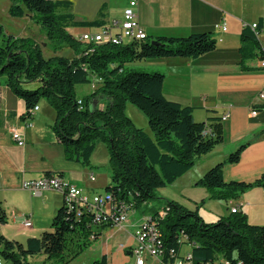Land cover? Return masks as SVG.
Listing matches in <instances>:
<instances>
[{
  "label": "trees",
  "instance_id": "obj_1",
  "mask_svg": "<svg viewBox=\"0 0 264 264\" xmlns=\"http://www.w3.org/2000/svg\"><path fill=\"white\" fill-rule=\"evenodd\" d=\"M8 1L11 17H29L45 29L55 49L67 45L74 57L45 58L35 40L7 35L0 24V81L5 80L10 91L24 102L23 121L33 119L34 109L39 110L42 101L54 110L55 121L50 128L67 162L91 169L98 143L107 147L110 184L104 194L111 195L116 203H127L136 211L159 200L160 190L173 185L192 170L199 158L223 143L219 125L196 122L192 108L164 97L166 76L163 73L128 67L153 60L198 59L216 49L212 33L155 40L147 37L144 41L120 46L88 45L67 30L93 31L105 26L106 4L95 20L84 22L69 13L71 1ZM260 32V24L257 30L246 26L242 31L239 49L242 66L260 51ZM90 76L99 79L100 87L91 95L79 98L76 87L91 83ZM32 83H38L39 87L34 91L24 89ZM100 97L106 99L105 105L91 110ZM127 106L145 117L151 133L133 123L126 114ZM245 148L246 144L240 146L198 181L210 199L236 201L249 189L264 186V174L251 184L224 181L225 166L238 164ZM166 205L170 208L167 215L165 210H159L151 216L161 233L163 264L184 261L185 245L191 249L187 264H264V226L250 224L244 213L234 212L207 223L199 208L190 210L173 201H167ZM94 220L95 212L88 203L68 206L64 202L52 220L50 231L40 238H31L23 245L0 233V258L5 264H36L33 260L43 255L45 262L71 264L103 231L112 228L110 224H96ZM7 223L8 216L0 200V226ZM90 264H108V258L103 256Z\"/></svg>",
  "mask_w": 264,
  "mask_h": 264
},
{
  "label": "crops",
  "instance_id": "obj_2",
  "mask_svg": "<svg viewBox=\"0 0 264 264\" xmlns=\"http://www.w3.org/2000/svg\"><path fill=\"white\" fill-rule=\"evenodd\" d=\"M126 7L127 4L124 9ZM108 11L107 4L106 24L123 18L124 10L119 18L113 20L109 18ZM136 12L151 40L157 37L186 38L193 34H213L216 49L198 59L153 60L130 64L128 67L140 66L163 73L166 76L164 97L170 102L192 108L196 122L219 125L223 143L210 154L199 158L192 170L173 185L160 190V205H146L136 210L124 226L103 231L99 239L80 256L90 255L94 261L106 256L108 264H134L130 260L133 258L132 249L136 246L135 224L157 213L167 201L176 202L190 210L199 208L205 222L204 211L211 214L210 223L240 211L247 216L250 224L264 226V186H255L240 199L229 202L210 199L208 192L198 186V181L209 169L225 161L245 144L240 162L225 166L224 181L251 184L264 174V100L259 98L264 93V68L261 67L264 60V0H138ZM254 23L261 27L258 36L260 51L242 66L239 53L241 34L246 26ZM76 29L79 28L67 31L79 37ZM41 109L40 106L30 120V126L27 125L21 119L26 112L24 102L10 91L5 80L0 81V183L4 186L0 200L8 212V223L0 226V233L8 240L23 245L29 239L40 238L44 232L50 231L51 223L46 220L51 214L55 216L64 203L63 196L54 191L33 195L23 189L24 182L41 179L47 173L60 175L82 189L83 197L88 201L91 195H103L100 190L105 191L110 184L109 175L102 176L90 168L65 160L63 148L50 128L55 120L44 124L41 121ZM128 110L140 119L142 125L139 128L147 132L149 126L143 116L137 114L132 106H127L126 113ZM253 110L258 113L252 115ZM228 114L230 118L223 121ZM12 129L23 134L26 142L24 147L14 142ZM96 151L91 159L92 168L96 164ZM92 173L95 176L93 182L90 180ZM12 211L16 212L15 217ZM26 219L31 220V228L24 226ZM38 258L45 261L43 255ZM146 264L163 263L160 259L148 258Z\"/></svg>",
  "mask_w": 264,
  "mask_h": 264
},
{
  "label": "built area",
  "instance_id": "obj_3",
  "mask_svg": "<svg viewBox=\"0 0 264 264\" xmlns=\"http://www.w3.org/2000/svg\"><path fill=\"white\" fill-rule=\"evenodd\" d=\"M127 7L123 11V18L121 20L111 21L100 29L88 31L83 35L76 37L83 44L88 45H102L113 44L116 46L126 45L131 42H141L147 39V34L140 24L137 7L138 0H126ZM258 23L250 25L252 30H257ZM224 30V28H223ZM264 68V60L261 63ZM260 99L264 100V93L259 95ZM81 104V101L79 102ZM38 108L34 109L36 113ZM257 110L252 111V115H256ZM230 115H226L223 121H227ZM30 121H26L30 126ZM12 139L19 147H24L26 142L22 133L16 129L11 130ZM90 180L95 181V176L92 173ZM23 189L31 192L33 195L42 193L43 191H54L61 194L64 202L68 206L73 204L88 203L89 207L95 212L96 224H110L112 228H119L127 224L130 217L135 211L127 203H116L111 195H95L92 202L83 197V190L79 187L70 184L63 177L58 175L45 176L38 180L26 181L23 183ZM165 210L166 215L170 208L164 205L162 209ZM16 212L12 211V216L15 217ZM80 215V213H78ZM26 228L32 227L30 219L24 221ZM134 239L136 246L132 249V256L136 264H146L148 258L161 259L162 237L156 226V219L148 216L139 220L134 226ZM190 255H186L184 261L178 260L175 264H187L185 261L190 260ZM0 264H5L0 258Z\"/></svg>",
  "mask_w": 264,
  "mask_h": 264
},
{
  "label": "rangeland",
  "instance_id": "obj_4",
  "mask_svg": "<svg viewBox=\"0 0 264 264\" xmlns=\"http://www.w3.org/2000/svg\"><path fill=\"white\" fill-rule=\"evenodd\" d=\"M67 1H71L73 3L72 9L69 11V13H71L77 21H84V22L95 20L97 18L99 10L104 4L106 5L108 4L109 6L108 15L111 20H113L114 18H119L122 15L124 6H126L127 4L126 0H67ZM9 7H10V3L8 0H0V24L3 27L5 34H10V35H13L19 38H32L33 40L37 42V44L42 49L45 58H50L53 56H64L67 58H73V55L71 53L72 50L67 45H61L55 49L54 46L49 43L46 37L45 29H43L40 25L36 24L29 17H24V18L11 17L9 15ZM87 30L88 29L86 28H79V29H76L75 32L77 35L81 36L84 33H87L88 32ZM133 69L135 71H147V72L153 73V70L151 69L146 70L145 68L140 67V66L133 67ZM90 80H91V83L85 84V85H79L76 87V92L79 98H84L88 95H91L92 93H94L96 89L100 87V81L97 77L90 76ZM25 87L26 88L24 89H27L28 91H34L35 89H37V87H39V84L32 83V84L26 85ZM105 103H106V99L103 97H100L97 100V107L100 109L105 105ZM40 106L42 108L41 109L42 110L41 121H43L44 124L53 123V121L55 120L54 110L47 104L46 101H42ZM136 112L137 114H140V116H143L138 111ZM126 114H128L132 118L130 119L133 121V123L138 128L141 127L142 123L139 118H137L129 110ZM142 118L145 119V117H142ZM36 120L38 119L36 118ZM34 124H35V120H34ZM146 129L148 133H151L149 127ZM96 150L97 151L94 156V162L96 164H95V168H91V170H94V172L97 174L99 173L103 174L102 176L109 175L110 166H109V154H108L107 147L103 143H98ZM3 187L4 186L1 185L0 183V189H1L0 193L2 192ZM100 193H105V191L101 189ZM0 196L2 197V194H0ZM92 198L93 197L91 195L90 203L92 202ZM151 204L152 206L154 205V207L160 205L158 200L152 202ZM62 205L63 203L60 205L59 208H61ZM146 210L148 211V208H145V211ZM5 211L7 214L8 213L7 209H5ZM203 213H204L203 216L205 217L206 222L210 223L211 214L205 211ZM53 218H54L53 214L49 215V219L46 220V222L48 221L52 223ZM189 250H190V246L185 245L183 247L182 254L185 255ZM90 257H91L90 255H84L82 257H79L73 262V264H87L88 262H93L94 261L92 260L93 258H90ZM130 261L134 262L135 264V259L132 258ZM35 262L36 264H57V261L55 260L45 262L44 260H42V258H38V256L35 259Z\"/></svg>",
  "mask_w": 264,
  "mask_h": 264
},
{
  "label": "water",
  "instance_id": "obj_5",
  "mask_svg": "<svg viewBox=\"0 0 264 264\" xmlns=\"http://www.w3.org/2000/svg\"><path fill=\"white\" fill-rule=\"evenodd\" d=\"M94 108H95V104H93V106H92L91 110H93Z\"/></svg>",
  "mask_w": 264,
  "mask_h": 264
}]
</instances>
